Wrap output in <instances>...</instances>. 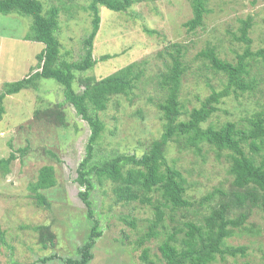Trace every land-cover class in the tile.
<instances>
[{
  "label": "rangeland",
  "instance_id": "1",
  "mask_svg": "<svg viewBox=\"0 0 264 264\" xmlns=\"http://www.w3.org/2000/svg\"><path fill=\"white\" fill-rule=\"evenodd\" d=\"M41 1L45 9L61 8L57 32L61 60H79L84 52L83 40L92 28V14L83 8L92 0ZM208 8L211 11L205 15L203 24L188 30L184 24L193 18L188 0H144L126 12L100 6L101 23L94 40L93 56L99 59L109 54L111 57L99 60L92 70L77 73L76 87L79 91L83 89L79 78L101 79L144 58L149 61L147 75L156 78L160 71L167 69L168 54L173 46L180 44L188 66L180 99L187 110L199 107L212 87L219 90L225 82L222 73L205 65L199 52L214 45L221 58L236 61L246 44L234 39V35L241 34L240 20L248 16L253 19L249 31L251 50L264 47V0H208ZM31 26L30 16L0 14V91L3 83L21 79L36 70V56L44 44L23 39ZM145 28L154 33H146ZM250 63L251 76L257 86L253 91L225 98L211 122L235 121L241 126L246 117L264 104V62L250 60ZM150 95L154 96V101H150ZM161 96L162 91L155 84L142 83L135 90L133 100L126 96L113 97L108 108L100 113L105 129L96 146L95 161L123 152L138 156L146 152L152 140L159 138L162 132L164 121L156 105ZM64 101L63 86L50 78L42 79L38 89L22 90L4 99L6 111L0 120V158H7L12 152L18 157L7 173L0 168V264H65L68 258L77 259L95 221L102 235L96 241L89 264H164L159 245L165 230H173L169 210L168 226L162 230V235L138 244L155 217L154 209L139 201L128 205L115 203L112 183L99 185L93 175L95 186L90 199L94 213L89 217V209L79 194L84 187L77 177L80 162L86 157L91 128L73 105ZM62 102L66 126L59 123L54 114L61 109L59 103ZM139 109L143 116L137 113ZM37 111L41 112L39 116ZM26 147L29 150L23 154L21 151ZM262 156L264 151L258 160ZM167 158L187 178L186 196L194 203L188 211H177V219L186 215L183 219L195 220L197 215L209 211L206 203H200L202 196L216 188L226 192L233 189L230 162L207 145L197 154L170 143ZM44 165L54 166L58 181V190L47 193L48 207L39 201L35 203L28 187ZM218 200L217 195L210 206ZM133 218L135 224H130ZM41 225H50L52 241L47 236L43 239L35 228ZM247 225L254 226L258 233L249 235L237 230L238 235L227 239L229 246H247L246 255H226L225 260L218 256L212 264H264V209L253 208ZM41 238L44 242H40ZM145 248L149 249L147 260L142 256Z\"/></svg>",
  "mask_w": 264,
  "mask_h": 264
},
{
  "label": "trees",
  "instance_id": "2",
  "mask_svg": "<svg viewBox=\"0 0 264 264\" xmlns=\"http://www.w3.org/2000/svg\"><path fill=\"white\" fill-rule=\"evenodd\" d=\"M144 0H92L83 9L92 14V28L83 40L84 52L79 60H61L59 32V15L61 8L51 6L44 8L41 0H0V14H15L32 18L31 31L23 39L43 42L44 48L36 56L38 64L36 70L29 75L13 81L3 83L0 91V120L5 113L4 99L27 89H38L42 79L56 80L64 88L65 103H71L76 113L86 120L91 133L86 146V157L78 167L77 181L84 187L79 194L89 209V217L93 216L91 192L94 189V179L99 185L107 181L112 183L115 203L128 205L133 201L149 205L154 209L149 230L138 239V244L150 241L162 235V230L168 224L166 216L170 214L172 231L165 230L164 239L159 245L164 264H212L218 256L221 260L226 255L236 257L245 256L247 246L232 247L227 245V239L243 231L249 235H256L254 226H248L247 221L253 208L264 209V104L261 108L245 118V124L238 125L235 121H225L221 124L211 122V117L218 111V106L231 94L235 96L247 91H253L257 86L251 76V63L264 62V47L256 51L251 50L252 39L249 31L253 26V19L248 16L241 19L240 35L234 39L246 44L243 53L237 55L236 61L221 58L218 49L209 45L198 56L205 60V65L224 75L221 89L212 87L211 93L201 101L199 107L190 110L184 108L180 99L183 76L188 69L184 61L183 48L175 44L169 52L170 62L167 69L149 78L147 75L148 59L135 61L116 72L96 79L94 76L79 78L83 89L79 91L75 85L77 73L92 70L99 60L105 61L109 54L93 56L94 40L99 32L101 16L100 6L114 12H126L135 3ZM151 1V0H148ZM193 18L184 25L188 30H195L203 24L204 17L211 10L208 0H188ZM148 34L154 31L145 28ZM153 83L162 91L157 100V108L163 122L160 137L152 140L149 149L141 156L136 153H119L108 158L95 161L96 146L100 141L105 123L100 113L108 108L113 97L126 96L133 100V94L141 84ZM150 101L154 96L150 95ZM64 102L59 103L61 109L54 114L63 126L67 125V116L62 109ZM41 112L37 111V116ZM142 115V110L137 111ZM48 114V113H47ZM176 143L180 147L190 149L201 154L207 145L219 157L225 156L230 162L229 173L233 176V189L224 191L216 188L202 196L200 203L207 204L209 211L197 215L195 220L176 218L179 210H189L194 203L186 196L188 180L174 164L167 158L168 146ZM28 147L22 149L26 154ZM51 155L52 153L48 151ZM55 156V154H54ZM15 152L7 158H0V168L4 173L9 171L10 165L17 159ZM58 181L53 165L40 168L37 179L28 187L35 203L42 202V206H49V192L58 190ZM215 205L210 204L216 199ZM239 212V213H238ZM237 213L235 217H232ZM200 216V218H198ZM201 221H200V220ZM135 219L130 224H135ZM52 241L50 225L35 227ZM161 228V230H160ZM237 230H239L237 232ZM102 235L99 223L95 221L88 240L80 247V257L68 258L65 264H89L93 259L92 250L97 239ZM40 239V242H44ZM45 245V244H44ZM148 248L143 250V258L148 259Z\"/></svg>",
  "mask_w": 264,
  "mask_h": 264
},
{
  "label": "clouds",
  "instance_id": "3",
  "mask_svg": "<svg viewBox=\"0 0 264 264\" xmlns=\"http://www.w3.org/2000/svg\"><path fill=\"white\" fill-rule=\"evenodd\" d=\"M44 44V43H43ZM45 46V45H44ZM41 52V51H40Z\"/></svg>",
  "mask_w": 264,
  "mask_h": 264
}]
</instances>
